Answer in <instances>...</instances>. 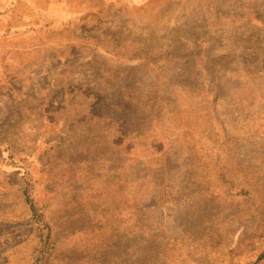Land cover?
I'll return each mask as SVG.
<instances>
[{
	"label": "rangeland",
	"instance_id": "374dc122",
	"mask_svg": "<svg viewBox=\"0 0 264 264\" xmlns=\"http://www.w3.org/2000/svg\"><path fill=\"white\" fill-rule=\"evenodd\" d=\"M263 251L264 0H0V264Z\"/></svg>",
	"mask_w": 264,
	"mask_h": 264
},
{
	"label": "trees",
	"instance_id": "16d2710c",
	"mask_svg": "<svg viewBox=\"0 0 264 264\" xmlns=\"http://www.w3.org/2000/svg\"><path fill=\"white\" fill-rule=\"evenodd\" d=\"M89 115L92 116L91 119H89V120H88V117L81 118L83 116L82 113H77L76 116H74V119H73V116H70L69 120H70V123H76V125H78V126L80 125V126L84 127V126L88 125L91 122H96L99 119L94 114H91V112L89 113ZM109 120H111V119L110 118H105V119L100 118V121H102V122H106V121H109ZM113 123L116 124L117 122L115 120H113L111 122V125ZM113 135L114 136L112 137L111 140L108 141V143L111 146H113V147L116 146L117 148H119V145L124 140L125 136H122V134L120 133V130L118 128L114 131ZM100 141L101 140H98V143H100L99 145L93 143L94 147H96L98 145L97 149L95 148V151H97V152L102 148V145L104 144V142H100ZM81 142H83V141H80V143H79L80 147H84V145ZM88 142L89 141L87 140L85 145L89 149L92 146ZM60 150H62V149H60ZM28 186H29V184H26L25 187L22 190V193H23V196H24V200H25L27 206L29 207V210L31 211V213L33 215V220L36 223H39V222L43 223L44 222V214L35 205V202H34L33 198L31 197V195L29 193ZM241 194H243L245 196H249L251 193H250L249 189L247 190L244 187L243 190H241ZM45 225L47 227V224H45ZM263 259H264V251L257 257L256 261H260V260H263Z\"/></svg>",
	"mask_w": 264,
	"mask_h": 264
}]
</instances>
